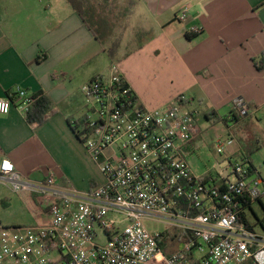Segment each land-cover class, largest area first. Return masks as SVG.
I'll return each mask as SVG.
<instances>
[{
	"label": "crops",
	"instance_id": "crops-1",
	"mask_svg": "<svg viewBox=\"0 0 264 264\" xmlns=\"http://www.w3.org/2000/svg\"><path fill=\"white\" fill-rule=\"evenodd\" d=\"M81 1L85 22L67 0H0V99L20 87L29 95L47 97L56 110L36 127L15 107L0 115V161L9 160L31 181L43 182L53 175L62 190L82 194L102 184L99 169L84 149L81 153L99 173L96 179L88 176L84 186L67 178L58 181L52 173L32 175V171L40 173L35 153L44 147L59 160L60 134L82 147L68 122H76L73 115L84 102L81 87L96 76L108 77L110 65L116 63L145 108L165 107L184 95L191 112H202L205 121L251 129L255 148L227 149L230 155L240 153V161L260 173L251 153H264V0ZM183 11L185 20H177ZM119 25L120 46L110 60L106 49ZM193 28L199 32L193 34ZM237 98L247 106L244 117L235 114ZM226 138L234 139L229 133L218 139ZM217 171L200 178L221 186L236 181L227 168ZM16 194L33 218L29 226L48 223V211L39 208L30 193Z\"/></svg>",
	"mask_w": 264,
	"mask_h": 264
},
{
	"label": "built area",
	"instance_id": "built-area-1",
	"mask_svg": "<svg viewBox=\"0 0 264 264\" xmlns=\"http://www.w3.org/2000/svg\"><path fill=\"white\" fill-rule=\"evenodd\" d=\"M176 18L184 21L185 11ZM81 93L84 114L71 124L104 182L82 194L62 190L53 175L31 181L2 159L0 180L12 192L40 194L52 204L46 225L0 227V264H264V236L239 221L264 195V176L234 163L236 181L221 190L193 173L182 150L195 136L194 114L182 111L189 104L184 95L145 108L116 63ZM13 94L15 102L0 99V115L15 107L26 117L31 95L20 87ZM234 109L247 115L241 98ZM232 142L217 139L216 152ZM145 221L170 232L150 233ZM167 239L181 241L182 250L165 248Z\"/></svg>",
	"mask_w": 264,
	"mask_h": 264
},
{
	"label": "rangeland",
	"instance_id": "rangeland-1",
	"mask_svg": "<svg viewBox=\"0 0 264 264\" xmlns=\"http://www.w3.org/2000/svg\"><path fill=\"white\" fill-rule=\"evenodd\" d=\"M117 28L120 29L114 39L120 40L121 42L122 35L120 32L122 26L119 25ZM187 110L191 112V106L188 105L185 109H182L183 112ZM83 114L84 102L82 103V107L73 115L74 121L79 120ZM221 116L223 118V115ZM193 121L195 136L182 150L183 157L188 162L193 173L199 178L217 173V168H221V166L227 168L228 172L231 173L232 165L241 162L240 153L230 155L227 148H225L221 155L216 152L214 143L219 137L227 135L228 133L231 134L234 138L232 139L233 142L231 147L234 146V148L239 146L243 150H247L256 147L254 132H252L251 129L244 130L240 125L234 126L235 124L232 122L228 123L227 126L221 121L207 122L204 120L202 112H200V114H194ZM256 133H258V131ZM50 138H53L52 133L50 134ZM59 138L61 142V152L59 150L56 151L59 160L55 158L51 151L52 149L44 147L40 153L37 150L35 156L37 157L36 162L38 166H40V173H38L39 170L37 169L36 171H32V175L37 176L40 174V176H47L49 173H52L58 181L67 178L72 181L73 184L80 187L86 184L88 176L95 179L98 178L99 173L97 168L86 160V157L81 153L84 149L83 145V148L79 147L61 134ZM251 158L254 167L260 172L259 174L264 176V153L253 151L251 153ZM60 165L61 167H59ZM230 176L231 182H234L235 177L233 174H230ZM251 208V210L246 212L247 220L253 226L255 232L264 236V195L260 197L259 201L253 203ZM33 224V218L26 210L20 195L12 192L7 185L0 182V227L10 228ZM145 226L150 233L170 232L165 224L159 222L145 221ZM164 245L165 248H169L172 251H180L183 247L181 241L170 243L169 239L164 242Z\"/></svg>",
	"mask_w": 264,
	"mask_h": 264
},
{
	"label": "trees",
	"instance_id": "trees-1",
	"mask_svg": "<svg viewBox=\"0 0 264 264\" xmlns=\"http://www.w3.org/2000/svg\"><path fill=\"white\" fill-rule=\"evenodd\" d=\"M67 2L71 6V8L85 22V18H84L85 11H84L83 2L81 0H67ZM119 46H120V40L118 41L116 39H113L110 42L109 47L106 49V54L110 60H113L116 57ZM8 98L12 102L16 101V97L14 94H9ZM31 98L33 100V103L27 112L26 121L31 126L36 127V126L41 125L43 122H45L50 116L55 114L56 110H55V107L53 106L52 102L47 97H45L43 95H31ZM68 122H69L71 128L73 129V131L75 132L76 128L73 127L70 120ZM76 124L78 125V123H76ZM75 134L77 135V137H79L78 132H75ZM247 165L249 166V169L251 171H255L253 166L250 163L247 162ZM216 186H218L221 190H223L225 187V186H221L220 184H217ZM29 196H30L31 200L34 203H36L39 208L47 210V211L49 210L50 205L52 204L51 198L45 197V196L40 195V194H33V193H30ZM239 221L246 223L247 226L249 227V229L252 230L253 226L252 225L250 226V223L247 220L246 214L241 213L239 215Z\"/></svg>",
	"mask_w": 264,
	"mask_h": 264
}]
</instances>
